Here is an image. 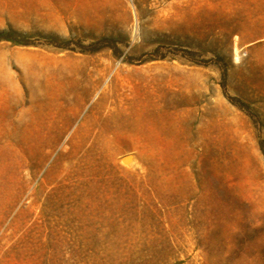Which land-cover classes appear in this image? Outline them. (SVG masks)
Returning <instances> with one entry per match:
<instances>
[{
    "label": "rangeland",
    "instance_id": "obj_1",
    "mask_svg": "<svg viewBox=\"0 0 264 264\" xmlns=\"http://www.w3.org/2000/svg\"><path fill=\"white\" fill-rule=\"evenodd\" d=\"M2 29L32 43L0 41V264H264V0H0Z\"/></svg>",
    "mask_w": 264,
    "mask_h": 264
},
{
    "label": "trees",
    "instance_id": "obj_2",
    "mask_svg": "<svg viewBox=\"0 0 264 264\" xmlns=\"http://www.w3.org/2000/svg\"><path fill=\"white\" fill-rule=\"evenodd\" d=\"M0 41H8L12 44L16 45H29L32 41L24 35H20L16 33L12 29H2L0 30ZM104 47V44L100 42L90 43L88 45H82L84 51L93 53L99 51L101 48Z\"/></svg>",
    "mask_w": 264,
    "mask_h": 264
}]
</instances>
